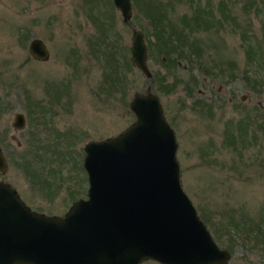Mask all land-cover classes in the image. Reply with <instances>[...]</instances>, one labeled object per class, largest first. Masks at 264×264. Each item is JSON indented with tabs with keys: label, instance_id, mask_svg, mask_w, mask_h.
I'll return each instance as SVG.
<instances>
[{
	"label": "rangeland",
	"instance_id": "rangeland-1",
	"mask_svg": "<svg viewBox=\"0 0 264 264\" xmlns=\"http://www.w3.org/2000/svg\"><path fill=\"white\" fill-rule=\"evenodd\" d=\"M198 5L215 17L183 40L188 57L173 49L162 64L155 49L153 80L131 63L133 27L164 45L152 17L168 31L194 25ZM34 37L47 59L30 54ZM148 87L175 131L184 190L231 252L225 264H264V0H132L128 21L113 0H0V181L33 210L63 215L87 197L85 143L128 127L129 102Z\"/></svg>",
	"mask_w": 264,
	"mask_h": 264
},
{
	"label": "water",
	"instance_id": "water-1",
	"mask_svg": "<svg viewBox=\"0 0 264 264\" xmlns=\"http://www.w3.org/2000/svg\"><path fill=\"white\" fill-rule=\"evenodd\" d=\"M123 20L132 0H113ZM131 63L147 77L144 32L132 28ZM29 52L49 57L34 37ZM136 119L124 130L85 143L87 197L73 201L63 215L30 208L13 186L0 181V264H225L231 256L213 238L180 180L176 134L159 97L147 88L135 93ZM14 126L25 124L16 112ZM7 162L0 147V170Z\"/></svg>",
	"mask_w": 264,
	"mask_h": 264
},
{
	"label": "trees",
	"instance_id": "trees-1",
	"mask_svg": "<svg viewBox=\"0 0 264 264\" xmlns=\"http://www.w3.org/2000/svg\"><path fill=\"white\" fill-rule=\"evenodd\" d=\"M199 6L200 5L197 6L198 9L191 15V20L194 21V25L190 23V20H188L187 18H184L183 23L180 27H177L174 24H172L171 29L169 31L165 29L164 25H162L160 18L156 20L155 17H152L153 26L155 30V36H157L159 40L162 37H165V39L163 41L164 45H159L157 40L153 41L151 37L146 34L145 40L148 46V53H149L148 55L153 56L154 51L156 49L159 52L160 59H161L160 62L162 64H165L170 60L168 56H170V52H173V49L178 51V55H176V59H184L188 57V55L186 54L188 44L184 43L183 40L186 37H188L190 33H195V31H198L201 29L203 30L210 29L211 24H212L211 20H213V18L215 17L214 10L211 6H204V7H201V6L199 7ZM224 7H225V4L223 1H221L219 3L221 14L223 16H227V15L231 16L230 10L226 9L227 10L226 11ZM216 20L220 21L218 18ZM101 28H104V27H101ZM172 32H174L176 38L171 35ZM170 36L175 42L177 41V47L180 48V50L173 47L176 45L168 43L166 39ZM111 45L114 46V43H111ZM111 54L113 56L114 52H111ZM129 62L130 61L127 60L125 63L129 64ZM154 77L155 75L152 76V78L151 77L150 78L153 80Z\"/></svg>",
	"mask_w": 264,
	"mask_h": 264
},
{
	"label": "flooded vegetation",
	"instance_id": "flooded-vegetation-1",
	"mask_svg": "<svg viewBox=\"0 0 264 264\" xmlns=\"http://www.w3.org/2000/svg\"><path fill=\"white\" fill-rule=\"evenodd\" d=\"M15 114H16V113H15ZM15 116H16V115H14L13 118H14ZM14 120H15V118H14Z\"/></svg>",
	"mask_w": 264,
	"mask_h": 264
}]
</instances>
